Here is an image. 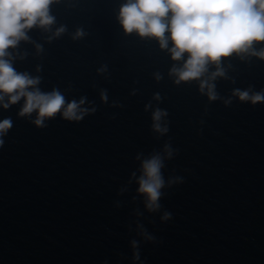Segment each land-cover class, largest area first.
<instances>
[{"label":"water","instance_id":"obj_1","mask_svg":"<svg viewBox=\"0 0 264 264\" xmlns=\"http://www.w3.org/2000/svg\"><path fill=\"white\" fill-rule=\"evenodd\" d=\"M128 2L52 0L53 22L0 57L39 78L27 91L65 97L37 125L0 92V264H264V100L238 94L264 95V41L177 83L190 53L173 59L170 30L166 47L127 32ZM73 100L82 119L63 116ZM156 154L150 211L138 180Z\"/></svg>","mask_w":264,"mask_h":264},{"label":"clouds","instance_id":"obj_2","mask_svg":"<svg viewBox=\"0 0 264 264\" xmlns=\"http://www.w3.org/2000/svg\"><path fill=\"white\" fill-rule=\"evenodd\" d=\"M52 0H0V57L5 50L14 46L24 37V29L39 23L48 25L53 17L48 15ZM169 12L171 18L168 20ZM120 19L127 32L138 31L141 36H156L161 46H167L166 30H170L174 47L173 59L179 60L184 52L190 53L183 69L173 68L180 80L198 78L205 70L209 60L219 62L222 56L233 52L246 51L253 41H264V0H129L121 7ZM63 29L58 30L57 34ZM80 34V33H78ZM264 56V52L260 53ZM39 83V78L17 74L4 59H0V92L10 94V102L16 103L21 96L26 102L21 115L30 114L38 109L35 123L42 124L44 117H54L65 105V97L57 90L50 93L27 91L28 86ZM203 87V86H202ZM241 100L253 103L264 100L257 93L239 92ZM211 98L215 95L211 93ZM0 99H3L0 96ZM83 99L80 104H83ZM5 108L8 104L4 105ZM79 104L73 100L64 108L66 119H82L77 115ZM163 113L157 110L154 120L159 121ZM11 127L10 120L0 123V131ZM157 131H167L159 123ZM171 156V152L168 153ZM163 158L153 155L142 162V175L139 177L138 191L146 196V206L150 211L160 208L159 200L165 186L162 175ZM170 214H165L167 219Z\"/></svg>","mask_w":264,"mask_h":264}]
</instances>
